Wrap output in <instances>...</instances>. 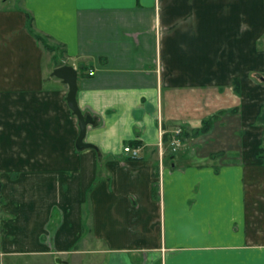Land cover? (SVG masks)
<instances>
[{"label": "crops", "instance_id": "0c3cea01", "mask_svg": "<svg viewBox=\"0 0 264 264\" xmlns=\"http://www.w3.org/2000/svg\"><path fill=\"white\" fill-rule=\"evenodd\" d=\"M263 37L264 0H0V259L264 264Z\"/></svg>", "mask_w": 264, "mask_h": 264}, {"label": "water", "instance_id": "95a60500", "mask_svg": "<svg viewBox=\"0 0 264 264\" xmlns=\"http://www.w3.org/2000/svg\"><path fill=\"white\" fill-rule=\"evenodd\" d=\"M77 74L78 72L76 68L70 64L59 65L55 67L51 72V75L60 78L64 83L68 85L66 100L72 112L78 119L79 133L76 139V148L80 150L86 147L93 146L91 143L85 141V135L87 126L89 124H96V118L89 113L83 112L78 106L76 99V93L78 90Z\"/></svg>", "mask_w": 264, "mask_h": 264}, {"label": "rangeland", "instance_id": "374dc122", "mask_svg": "<svg viewBox=\"0 0 264 264\" xmlns=\"http://www.w3.org/2000/svg\"><path fill=\"white\" fill-rule=\"evenodd\" d=\"M258 47H259V49H264V37L260 40V42H258ZM254 79L256 80V82H261V83H263L264 84V71H261V72H259V73H257V74H255V77H254ZM239 81V80H238ZM240 86V85H239ZM233 87V86H232ZM237 94H235V92H231V94H230V96L232 97V98H241V90H240V93H239V95H237ZM239 96V97H238ZM224 98L225 99H227V100H229L230 98H229V95H226V96H224ZM238 104H240V102H238ZM217 113H219V112H216V114ZM239 113V112H238ZM239 114H241V113H239ZM244 122H242V119L240 118V122H239V124H238V126H239V132H238V136H239V138H241L242 136H243V133L245 132V131H247V127H246V125L245 124H243ZM208 125H210V124H208ZM186 128V127H185ZM198 130H194L195 128L194 127H192L191 129H190V131L189 132H187V134L185 135V136H183L181 139H182V142H181V144H180V146L177 148V150L176 151H172V152H177V153H180L182 150H183V148H185V147H189V146H192V147H194V148H196V149H198V150H200L199 151V153L198 154H195V155H193V156H189L190 158H194L195 160H196V157H201L202 156V146H206V144H202V133H205L206 131H208L209 130V127L207 128V130L206 131H204V132H202V126H201V128H200V125L198 126V127H196ZM194 130V131H193ZM211 130H213V129H211ZM263 139H264V136H263ZM262 138L260 139V143L261 144H264V140H263ZM169 143V142H168ZM169 146V145H168ZM212 146V145H211ZM219 153L221 152V151H218ZM218 152H216V153H218ZM213 153H211V155H212ZM200 155V156H199ZM229 159V158H228ZM227 158L225 159L224 158V160L223 161H225V162H229V160H228ZM199 162H202V158L201 159H197ZM188 161V160H187ZM191 161V160H190ZM156 187H158L159 188V184L157 183V185H156ZM3 230H0V239H2L1 237L3 236ZM4 254V252L2 251V249H1V246H0V256L1 255H3ZM27 258L29 259L30 258V260H32V261H34V257H30V256H27ZM0 264H24V262H23V259H17L15 262H11V263H9L8 261H7V258H4L3 260H1L0 259Z\"/></svg>", "mask_w": 264, "mask_h": 264}, {"label": "trees", "instance_id": "16d2710c", "mask_svg": "<svg viewBox=\"0 0 264 264\" xmlns=\"http://www.w3.org/2000/svg\"><path fill=\"white\" fill-rule=\"evenodd\" d=\"M37 39L40 40V41H42L44 43L45 47L48 50H50V51H54L55 50V47L52 46V45H50V44H48V43H46L40 35H37ZM232 85H233V91L235 92V94L239 95V93H240V86H239L240 85V82L238 81V78H234L232 80ZM238 110H239V107H237V110H236V108H233V111H238ZM217 114H219V113H217ZM217 114H215L214 116H210L209 118H207V120H204L201 123L200 128L202 126V132H204V131L207 130V128L209 127V125H208L209 124V121H212L214 119V117L217 116ZM181 127H182L181 138H182L183 136H185L187 134V132L190 131L191 128H187V126H184V125L181 126ZM194 130H198V129L195 128ZM165 139L167 140V138H165Z\"/></svg>", "mask_w": 264, "mask_h": 264}, {"label": "built area", "instance_id": "2783aa9c", "mask_svg": "<svg viewBox=\"0 0 264 264\" xmlns=\"http://www.w3.org/2000/svg\"><path fill=\"white\" fill-rule=\"evenodd\" d=\"M89 74H93V71H89ZM182 127H176L173 132L171 133V137L169 138V147L172 151H176L177 148L180 146L182 139H181ZM124 151L129 152L132 157H136L138 155V147H131L129 145L124 146Z\"/></svg>", "mask_w": 264, "mask_h": 264}]
</instances>
